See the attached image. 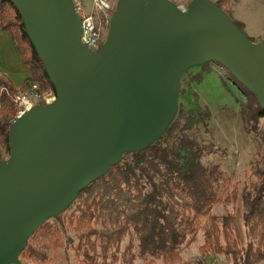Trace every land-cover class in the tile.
Segmentation results:
<instances>
[{"label":"water","instance_id":"95a60500","mask_svg":"<svg viewBox=\"0 0 264 264\" xmlns=\"http://www.w3.org/2000/svg\"><path fill=\"white\" fill-rule=\"evenodd\" d=\"M51 83L8 132L0 160V264H20L33 232L64 212L123 153L159 140L183 73L215 62L264 109V35L252 42L212 0H117L96 51L81 42L73 0H9Z\"/></svg>","mask_w":264,"mask_h":264},{"label":"trees","instance_id":"16d2710c","mask_svg":"<svg viewBox=\"0 0 264 264\" xmlns=\"http://www.w3.org/2000/svg\"><path fill=\"white\" fill-rule=\"evenodd\" d=\"M212 1L225 11L229 0ZM0 29L9 34L22 63L38 71L40 88L49 87L55 95L9 0H0ZM234 80L248 97L246 119L255 129L264 119V109ZM34 85V79L27 77L16 87L0 73V160L9 154L15 95ZM207 117V112L191 113L179 106L159 140L142 151L123 153L118 164L79 192L66 209L72 207L69 214L65 210L54 217L64 213L75 232L77 243L72 247L78 263L183 264L182 248L190 246L200 232L203 239L198 248L203 255L226 256L232 264H256L264 258V181L240 191L219 163L202 165L201 153L187 132L199 123L205 125ZM182 119L189 124L182 126L180 141L167 147L166 138ZM216 205L225 206V212L216 214ZM64 246L63 232L48 220L28 238L19 254L20 264H51L45 252Z\"/></svg>","mask_w":264,"mask_h":264},{"label":"rangeland","instance_id":"374dc122","mask_svg":"<svg viewBox=\"0 0 264 264\" xmlns=\"http://www.w3.org/2000/svg\"><path fill=\"white\" fill-rule=\"evenodd\" d=\"M180 8H185L190 0H171ZM84 13L93 17L102 37H106L109 20L115 10L117 0H75ZM225 12L236 23L242 25V32L252 41L257 42L264 35V0H229ZM14 44V43H13ZM15 46V45H14ZM7 45L0 43V57L7 53ZM20 66L23 65L20 63ZM27 73L22 78H33L35 85L31 89L19 91L29 92L36 104H45L54 99L49 87L40 88L38 71L26 65ZM2 74V72L0 71ZM3 75V74H2ZM21 83V84H22ZM18 87V85H16ZM17 92V93H19ZM34 94V96L32 95ZM247 95L239 88L231 73L215 62L204 63L187 69L179 82L178 107L196 113L207 112L209 117L204 124L194 125L188 137L195 143L201 153L203 166L219 163L220 169L229 174L238 189H249L251 184L261 185L264 181V119L257 122L247 121L249 115ZM182 119L174 126V134L166 138V145L179 139L182 126L188 125ZM170 126V125H169ZM179 133V134H178ZM165 134V133H164ZM178 142V141H177ZM8 155H3L6 159ZM257 171V173L255 172ZM72 207L64 213L71 212ZM221 215L225 206L216 205L213 210ZM50 218L64 234L65 246L58 250L46 251L51 264H80L72 245L77 243L73 229L65 221L66 216ZM200 232L190 246L182 248L183 264H232L226 256L208 253L203 255L198 248L202 243ZM137 261H140L138 258ZM256 264H264V258Z\"/></svg>","mask_w":264,"mask_h":264},{"label":"built area","instance_id":"2783aa9c","mask_svg":"<svg viewBox=\"0 0 264 264\" xmlns=\"http://www.w3.org/2000/svg\"><path fill=\"white\" fill-rule=\"evenodd\" d=\"M74 1L76 10L81 18L82 22V32H81V42L91 51H96L102 45V37L96 27L93 17L89 14L84 13V11L79 7V5ZM184 9L183 7H181ZM34 96V94H32ZM35 97V96H34ZM14 102L16 105V113L14 119L20 116L25 111L29 110L36 102L32 99L29 92L16 93Z\"/></svg>","mask_w":264,"mask_h":264},{"label":"crops","instance_id":"0c3cea01","mask_svg":"<svg viewBox=\"0 0 264 264\" xmlns=\"http://www.w3.org/2000/svg\"><path fill=\"white\" fill-rule=\"evenodd\" d=\"M0 43L7 45V53L4 57H0V71L2 74L10 78V80L18 87L22 83V78L27 73L26 65L22 63L21 56L15 48L13 41L6 31L0 29ZM20 63L23 65L20 66Z\"/></svg>","mask_w":264,"mask_h":264}]
</instances>
